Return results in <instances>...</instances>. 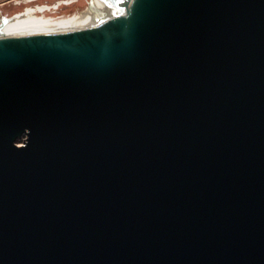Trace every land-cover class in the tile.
I'll return each mask as SVG.
<instances>
[{
  "label": "water",
  "instance_id": "95a60500",
  "mask_svg": "<svg viewBox=\"0 0 264 264\" xmlns=\"http://www.w3.org/2000/svg\"><path fill=\"white\" fill-rule=\"evenodd\" d=\"M0 37V264H264V0H100Z\"/></svg>",
  "mask_w": 264,
  "mask_h": 264
},
{
  "label": "bare ground",
  "instance_id": "6f19581e",
  "mask_svg": "<svg viewBox=\"0 0 264 264\" xmlns=\"http://www.w3.org/2000/svg\"><path fill=\"white\" fill-rule=\"evenodd\" d=\"M40 0H15L18 6L32 5ZM14 3V4H15ZM76 0L58 1L54 5L27 6L25 11L16 17L3 21L0 18V37L23 33L30 30L55 28L76 24L80 21L96 17L111 7L100 0H91L90 9L83 10L70 16L58 17V12L63 8H70L77 4Z\"/></svg>",
  "mask_w": 264,
  "mask_h": 264
},
{
  "label": "rangeland",
  "instance_id": "374dc122",
  "mask_svg": "<svg viewBox=\"0 0 264 264\" xmlns=\"http://www.w3.org/2000/svg\"><path fill=\"white\" fill-rule=\"evenodd\" d=\"M58 1L60 0H40L32 5L15 6L13 3H10L11 2L10 0H0V16L2 18L7 17V19H10V17L16 16L17 14L24 12L27 6L34 7L36 5H40V6L54 5ZM63 1H67V0H63ZM76 1H78V3L70 8L63 7L58 12L57 16L58 17L70 16L75 13L81 12L83 10L90 9L91 0H76Z\"/></svg>",
  "mask_w": 264,
  "mask_h": 264
},
{
  "label": "flooded vegetation",
  "instance_id": "af4514ba",
  "mask_svg": "<svg viewBox=\"0 0 264 264\" xmlns=\"http://www.w3.org/2000/svg\"><path fill=\"white\" fill-rule=\"evenodd\" d=\"M10 1H11L10 3H13V4L15 3V0H10ZM14 5H15V6H18L16 3H15ZM5 6H6V5H5ZM0 18L3 19V21H7V20H10L12 17H10V19H7V17H6V18H5V17L2 18V17L0 16Z\"/></svg>",
  "mask_w": 264,
  "mask_h": 264
},
{
  "label": "built area",
  "instance_id": "2783aa9c",
  "mask_svg": "<svg viewBox=\"0 0 264 264\" xmlns=\"http://www.w3.org/2000/svg\"><path fill=\"white\" fill-rule=\"evenodd\" d=\"M14 17H16V16H12V18H14ZM12 18H11V19H12Z\"/></svg>",
  "mask_w": 264,
  "mask_h": 264
}]
</instances>
